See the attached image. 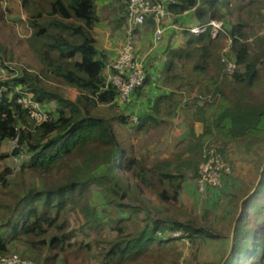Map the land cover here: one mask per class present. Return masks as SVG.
Wrapping results in <instances>:
<instances>
[{
    "label": "trees",
    "instance_id": "1",
    "mask_svg": "<svg viewBox=\"0 0 264 264\" xmlns=\"http://www.w3.org/2000/svg\"><path fill=\"white\" fill-rule=\"evenodd\" d=\"M116 1L123 12L127 0ZM198 1L175 0L168 9L173 16L193 12L201 25L224 18L218 0H201L204 9ZM21 6L30 30L26 46L35 63L23 66L0 41V66L16 63L14 77L0 82V162L19 154L9 146L16 137L29 158L16 172L0 170V257L18 254L34 264H68L67 250L73 248L83 254L82 264H155L144 261L155 249L176 251L182 238L192 245L200 238L216 239L209 227L167 215L177 206L183 184L198 177L212 144H264V36L259 39L263 48L252 56L249 46L239 43L241 25L230 29L232 45L225 57L237 70L227 76L221 55L211 52L215 40L184 32L186 42L168 50L160 72L161 88L168 93L133 124L118 111L116 90L105 84L106 61L93 36L96 0H21ZM144 72L142 88L152 79L145 66ZM227 78L232 87L225 84ZM14 87L29 92L48 114L46 122L28 118ZM64 88L76 91L74 101ZM136 91L133 95H142ZM172 109L190 111L201 132L196 135L191 127L188 145L173 160L148 167L128 153L113 123L144 132L162 124ZM260 197L264 200V167L240 215L248 217L250 210L264 215ZM240 222L238 217L225 255L212 264H243L245 256H255L256 240L249 239L257 231L244 230ZM79 232L91 242L77 244ZM259 264H264V243Z\"/></svg>",
    "mask_w": 264,
    "mask_h": 264
},
{
    "label": "rangeland",
    "instance_id": "2",
    "mask_svg": "<svg viewBox=\"0 0 264 264\" xmlns=\"http://www.w3.org/2000/svg\"><path fill=\"white\" fill-rule=\"evenodd\" d=\"M15 1H18L21 5V0ZM109 1H107V4L105 5H108ZM9 2L10 1L8 0H0L1 9L4 10L5 18L6 16L9 17V15H13L12 11L8 14L6 10L7 6H9ZM230 2L233 7H228L234 9L233 17L235 18V24L237 22L244 24L243 28H241V33L244 37L239 38V43L248 45L252 56L258 54L263 48L259 39L264 36V0H261L258 5H252L247 1L244 7L245 9L242 10L243 12L240 14L236 13L238 6L237 1L232 0ZM124 4L126 5L127 1H125ZM200 7L203 8L204 5L200 4ZM106 13H108V11H106L105 14ZM123 13H125V10H123ZM20 14H22L24 18L26 17L27 20L28 16L23 9ZM224 18L226 19L227 16L225 15ZM217 21L225 22L224 19ZM223 29V33L215 40V48H213L211 52L217 50L221 55L224 49L223 52H227L226 49L229 46L228 55L231 48L229 39L231 40V38L228 36V32L225 31V26ZM4 31L5 29L0 26L1 43L8 40V32ZM14 42L16 43V41ZM12 48L19 53V59H17L23 62V64L20 63L23 66L34 62V59L26 47H24L23 52L20 51L21 49H19L20 47L18 45L12 46ZM220 63H222L221 57ZM11 64L15 66L16 63L14 64L12 62ZM209 66V70L213 73L214 63H210ZM259 70L262 71V66L259 67ZM155 74H157L156 79H158V68L155 70ZM227 76H229V74ZM229 80L230 79L227 78L224 82L226 85L232 87V83H230ZM261 97L264 99L263 96ZM190 116V111H178L176 114L170 116V118L164 120L165 122L163 124L152 126L149 130L144 132H138L131 126L125 128V125L120 121H115L113 123V128L118 139L122 142L121 144L128 150V153L135 155L139 161H142L148 167H151L155 162L161 160H173L175 154H179L188 145V142L190 141L189 130L191 127L196 134L200 131L199 124H191L188 122ZM212 147L217 148L218 153H216L228 167V173L224 176L229 177L232 181L231 183L236 189L234 194L236 197L232 199L231 197L233 195L228 194L225 190L222 194L226 195V198L220 194V197L215 201H209L210 203L207 206L208 199L205 198V195L206 193L208 194L209 190L214 191L215 189L208 188L204 195L199 196L194 180L192 186L188 183L189 188L185 187L184 191L180 193L177 206L170 209V213L167 216H172V218L183 222L185 220H192L199 226L209 227L218 237L213 240L200 238L194 245H192L188 239L182 238L176 244V251L169 249L166 251L155 249L153 252L146 255L144 261L154 262L155 264H212L213 262H217L218 259H221L225 255L226 251L232 244L233 236L235 235V226L238 222V217H241L240 226H242L244 230L251 232L255 230L257 231L255 237L249 239V243L250 241L252 242V240H256L258 246L255 256L253 258L248 255L245 256L242 263L259 264L264 243V215L253 213L251 210L247 213L248 217L241 216L240 213L243 202L247 197L252 195L256 184L260 181V174L264 167V144L229 143L224 146L223 144H212ZM2 150L6 152L10 149L3 147ZM25 160L26 159L20 160L13 157L12 159H5L0 162V170L4 167H9L14 168L13 171L16 172L19 165ZM222 188L223 178L221 180V187L214 192L219 190L222 191ZM231 190H233L232 187ZM258 201L261 205H264V200L261 199V197ZM149 203L151 206H156L158 209H164L163 207L156 205L154 201H150ZM142 217L143 213H138V218L141 219ZM131 218L134 220L133 216H131ZM165 232L166 234H169L168 230H165ZM76 241L77 244L81 242L89 243L91 242V238L84 239L82 233L79 232ZM72 249L73 248L67 250L66 258L68 264H82L81 260L83 254ZM91 263L101 264L100 261H92Z\"/></svg>",
    "mask_w": 264,
    "mask_h": 264
},
{
    "label": "crops",
    "instance_id": "3",
    "mask_svg": "<svg viewBox=\"0 0 264 264\" xmlns=\"http://www.w3.org/2000/svg\"><path fill=\"white\" fill-rule=\"evenodd\" d=\"M9 6H7L6 10L8 14H10V11H12L13 15L6 16L4 15V10L1 9L0 5V26H2L5 31L8 32V40L5 42L7 51L12 52L13 56L19 63H22V61L19 59V53L16 52V50H13L12 46H19L21 49L20 51H24V47H26V40L30 36V30L27 27L26 24V17L24 18L20 12L22 11V6L19 4V2L15 0H8ZM107 1L109 0H97L96 1V15L98 17V24L93 29V36L96 40V48L102 54L106 61V67L103 71V77L105 78L107 74V66H109L111 63H113L116 58L118 57V52L120 47L123 45V42L125 40V33L127 29V22L126 19H122V16L124 17L123 12H121V4L118 3L116 0H110L108 5ZM232 0H226V6L228 10L231 12V15H228L227 11L225 10V7L222 5V0H218L217 6L220 8V12L226 15L227 18L224 19V26L225 31L228 32V36L231 37L229 31L230 29L235 25H241L243 28V23L237 22L235 24L234 20V9H231L229 7L231 6ZM238 3L237 6V14H240L244 10L246 2L253 1L252 5H258V2L256 0H236ZM261 1V0H260ZM245 2V3H243ZM2 3V2H1ZM201 5H204L201 0L198 1L197 7H200ZM229 6V7H228ZM125 10L126 5H123ZM201 8V7H200ZM205 8V5L202 9ZM107 9V10H106ZM108 11V13L105 14V12ZM114 13V14H113ZM113 14V15H112ZM122 14V15H120ZM174 22L181 25V26H195V25H201V23L198 21V19L195 17L193 12L184 13L182 16H174ZM214 20V19H210ZM154 31L155 26L152 22V20H148L144 26H142L139 30L135 31V54L137 58L143 63L145 66V69H147L148 74L152 76V79L149 81V85L144 88H140L137 91H142V95L137 97V95H133L131 102L128 105L118 103L117 107L118 111L123 113L124 116H133L136 117L145 116L149 113H151L153 104L155 99L163 94H167L168 90L161 88V75L160 72L163 69L164 62L167 59V52L170 49H175L179 46H182L186 42V36L183 34L184 32H176V31H167L163 34L160 41H155L154 39ZM16 41V43L14 42ZM28 50V49H27ZM23 56V54H22ZM18 58V59H17ZM22 58V57H21ZM31 60V59H30ZM32 62V61H31ZM14 63V62H13ZM34 62H32L33 64ZM158 68L159 70V76L158 79H156L157 74H155V70ZM136 91V92H137ZM64 95L71 101H74L76 99L77 93L73 89L64 88L63 90ZM180 111H187V110H180V109H172V113L169 116H162L161 120H164L170 118L173 114H176ZM192 114V113H191ZM160 119V118H159ZM160 121V120H159ZM188 122H191V116L190 119H188ZM162 123V124H163ZM193 124H199V123H193ZM200 125V124H199ZM128 126H125L127 128ZM151 127H148V130ZM201 132V125H200V131L195 134L198 135ZM232 181L229 179V177L223 178V188L222 191H211L209 190L208 194L206 193L205 198H207V206L210 203L209 201H215L217 198H219L220 194H222L225 190L228 194L233 195L231 198L234 199L236 197L234 188V185L231 183ZM192 186L193 181H188L183 184V190L185 187L189 188V185ZM231 187L233 190H231ZM187 189V188H186ZM230 191V192H229ZM181 192V193H182ZM220 192V193H219ZM226 198V195H223ZM230 199V198H229Z\"/></svg>",
    "mask_w": 264,
    "mask_h": 264
},
{
    "label": "built area",
    "instance_id": "4",
    "mask_svg": "<svg viewBox=\"0 0 264 264\" xmlns=\"http://www.w3.org/2000/svg\"><path fill=\"white\" fill-rule=\"evenodd\" d=\"M175 4V0H127L125 9V19L127 29L125 40L120 47L116 60L107 66L105 84L114 88L117 92L116 101L128 105L131 102L135 91L141 88L145 80L143 63L135 54V31L139 30L148 20H152L155 31V41H160L167 31L188 32L194 36L208 34L212 40H216L224 28L223 21L209 20L206 24L195 26H181L174 22V16L169 12L168 7ZM229 42L232 45V37ZM221 54V61L226 74L232 75L237 69L235 63ZM14 65L4 64L0 66V82L12 79L14 75ZM14 74V73H13ZM17 94L16 102L27 113L28 118L35 123H43L48 120V114L43 111L38 102L34 101L29 92L14 87ZM130 121L137 124L135 115L130 116ZM12 150H19V154L13 158L28 159L25 150L17 144V137L9 141ZM228 173V167L218 156L213 148L205 155V161L199 166L198 177L195 180L196 190L199 196L206 193L208 188L218 190L221 187V180ZM224 176V177H223ZM174 237H179L180 233H174ZM0 264H33L31 261L21 258L18 254H11L0 257Z\"/></svg>",
    "mask_w": 264,
    "mask_h": 264
}]
</instances>
